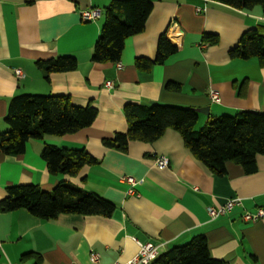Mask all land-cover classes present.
<instances>
[{
	"label": "crops",
	"instance_id": "obj_1",
	"mask_svg": "<svg viewBox=\"0 0 264 264\" xmlns=\"http://www.w3.org/2000/svg\"><path fill=\"white\" fill-rule=\"evenodd\" d=\"M111 1L0 0V134L10 128L5 116L19 95L69 96L76 106L98 110L89 128L31 140L22 155L0 153V201L12 186L38 185L51 192L68 180L117 206L111 217L64 214L48 221L25 209L0 211V264H93L92 252L100 254L99 264H126L138 254V242L166 252L198 235L206 236L215 259L264 264V220L246 223L242 218L264 207L263 155L253 174L229 162L226 175L218 176L172 129L151 144L132 142L127 153L102 144L104 138L127 132L124 107L129 103L193 108L200 118L197 128L212 117L264 113V66L258 59L230 57L246 32L264 30L263 9L238 10L210 0H151L146 29L126 41L119 67L92 61ZM88 9L101 10V17L84 21L82 12ZM206 33L218 35L220 43L204 44ZM162 35L178 52L162 65L139 69L137 59L156 58ZM59 57L75 58L78 68L46 79L37 62ZM16 70L24 77L18 78ZM108 81L113 89L106 87ZM169 83L181 90H168ZM212 89L220 91L221 103L210 100ZM207 107L209 115L199 112ZM46 145L83 148L99 162L76 177L56 176L41 156ZM160 156L169 159L167 168L157 167ZM125 176L139 184L124 182ZM236 198L242 204L230 214L209 216V208ZM29 253L36 256L26 258Z\"/></svg>",
	"mask_w": 264,
	"mask_h": 264
},
{
	"label": "trees",
	"instance_id": "obj_2",
	"mask_svg": "<svg viewBox=\"0 0 264 264\" xmlns=\"http://www.w3.org/2000/svg\"><path fill=\"white\" fill-rule=\"evenodd\" d=\"M238 10H251L264 0H210ZM151 0H112L104 11V24L95 44L94 63H118L122 58L126 41L144 32L153 11ZM204 44L218 45L220 37L205 34ZM178 52L165 35L158 41L154 60L137 59L139 69L150 70L164 64ZM233 59H258L264 66V30L257 28L246 32L238 44L230 50ZM38 67L51 73L75 71L79 64L75 58L59 57L38 61ZM170 91L181 90V85L169 83ZM128 123L126 133H115L104 138L107 149L127 153L132 142L154 143L169 129L179 132L186 147L212 173L225 176L229 162L241 165L247 174L258 170V157L264 156V113L241 111L235 116L212 117L198 129L199 114L193 108L153 103L141 105L129 103L124 107ZM98 110L93 105L76 106L69 96L19 95L11 99L5 122L9 130L0 134V153L18 156L26 152L31 140L45 136H65L91 127ZM42 158L53 175L76 177L86 166L96 165L99 160L85 149H66L46 145ZM116 204L105 197L88 192L75 183L62 180L51 191L38 185L9 187L7 196L0 201V211L14 212L25 209L42 220L57 219L64 214L111 217ZM36 256L29 253L26 258ZM256 260V258H255ZM151 264H229L212 257L205 235H198L190 242L163 252Z\"/></svg>",
	"mask_w": 264,
	"mask_h": 264
},
{
	"label": "built area",
	"instance_id": "obj_3",
	"mask_svg": "<svg viewBox=\"0 0 264 264\" xmlns=\"http://www.w3.org/2000/svg\"><path fill=\"white\" fill-rule=\"evenodd\" d=\"M101 10L99 9H88L82 12V19L86 22H92L101 17ZM119 67H122L120 63L117 64ZM16 76L18 78L24 77V74L21 70H16ZM106 87L108 89H113L115 87L114 83L111 81H108L106 83ZM210 100L213 103H221V93L220 91L216 89H212L210 91ZM170 164V161L167 157L160 156L156 159V165L160 169L167 168ZM122 180L128 184H131L133 186H136L139 184V181H137L134 177L125 176L122 178ZM242 204V200L240 198L236 199H230L227 203L222 205L221 207L209 208V216L212 219H217L223 216H226L230 214L235 207L240 206ZM243 221L246 223H256L260 220H264V207L259 208L255 213H249L246 212L243 216ZM139 251L138 254L130 260L126 264H151L161 253H162V247L161 246H155L150 243H139ZM2 250V246L0 244V251ZM91 262L93 264H99L100 263V254L96 252L91 253Z\"/></svg>",
	"mask_w": 264,
	"mask_h": 264
},
{
	"label": "water",
	"instance_id": "obj_4",
	"mask_svg": "<svg viewBox=\"0 0 264 264\" xmlns=\"http://www.w3.org/2000/svg\"><path fill=\"white\" fill-rule=\"evenodd\" d=\"M199 112L202 113V114L209 115V108L208 107L206 109L203 108V109L199 110Z\"/></svg>",
	"mask_w": 264,
	"mask_h": 264
},
{
	"label": "bare ground",
	"instance_id": "obj_5",
	"mask_svg": "<svg viewBox=\"0 0 264 264\" xmlns=\"http://www.w3.org/2000/svg\"><path fill=\"white\" fill-rule=\"evenodd\" d=\"M170 38H172V39H173V34H170Z\"/></svg>",
	"mask_w": 264,
	"mask_h": 264
},
{
	"label": "rangeland",
	"instance_id": "obj_6",
	"mask_svg": "<svg viewBox=\"0 0 264 264\" xmlns=\"http://www.w3.org/2000/svg\"><path fill=\"white\" fill-rule=\"evenodd\" d=\"M205 126V125H204ZM204 126H202L201 128H203ZM201 128H198V129H201Z\"/></svg>",
	"mask_w": 264,
	"mask_h": 264
}]
</instances>
